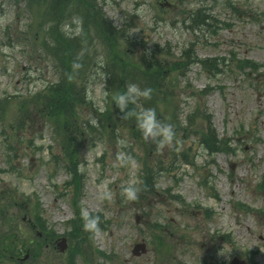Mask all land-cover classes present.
Listing matches in <instances>:
<instances>
[{"label": "rangeland", "instance_id": "1", "mask_svg": "<svg viewBox=\"0 0 264 264\" xmlns=\"http://www.w3.org/2000/svg\"><path fill=\"white\" fill-rule=\"evenodd\" d=\"M232 1L197 27L188 19L198 0H99L128 61L167 70L154 108L176 136L161 145L135 135L129 117L104 134L89 130L103 113L97 101L108 108L100 69L86 81L79 126L57 130L32 97L57 81L33 37L39 20L23 0H0V196L16 204L0 215V251L13 254L0 264H264V0H235L234 14ZM186 53L206 63H187ZM210 128L228 150L202 144ZM147 163L151 195L140 187ZM133 178L138 196L127 200L121 190ZM82 209L101 217L95 236ZM35 213L53 242L30 228ZM63 237L65 251L54 245ZM142 240L148 251L134 255Z\"/></svg>", "mask_w": 264, "mask_h": 264}, {"label": "trees", "instance_id": "2", "mask_svg": "<svg viewBox=\"0 0 264 264\" xmlns=\"http://www.w3.org/2000/svg\"><path fill=\"white\" fill-rule=\"evenodd\" d=\"M9 1L17 2L18 0ZM23 4L24 9L39 20V30L34 32V39L39 40L40 47L56 62L57 81H51L43 89L34 93L32 97L35 106H40L41 110L50 117V120L56 123L57 130L61 131L63 128L71 127L69 129L71 131V129H76L77 125L79 126L76 123L78 110L86 106L89 101V84L86 81L89 80L90 75V77L94 76L92 72L99 69L104 76L103 82L109 102L108 108L103 111L102 115L99 114V125L93 126L91 123L88 125L91 132L100 131L102 134L108 129L109 131L115 130L118 126L117 120L126 118L115 108L112 96L125 91L130 83H135L141 89H151L150 97L146 100L141 98L139 104L154 108L160 92L161 80L166 78L167 70L161 68L157 63H150L148 66L146 64V67L140 70L139 66H133L128 61L126 53L124 56L119 48L121 43L118 41V30L107 16L99 0H23ZM34 8L37 9L36 13L33 11ZM73 18H78L81 21L78 31H76L77 25L71 23ZM188 20L191 26L201 27L210 24L212 19L207 13L206 7L201 5L190 14ZM67 22L73 29L71 35H67L63 30L64 24ZM27 27L29 31L33 29V25L29 24ZM185 57L187 63H193V61L206 63V60L191 57L187 53ZM74 64H79L80 67L74 68ZM140 75L143 76V79ZM80 81L84 82L80 83ZM139 104L130 105L128 111L138 110ZM113 114L117 116V119L113 117ZM128 117L136 122L134 116ZM177 121L173 120L172 122L177 123ZM77 133L82 136L81 132L77 131ZM134 133L143 137L137 126ZM100 137L99 134L98 138ZM68 143L67 139L66 144ZM202 144L212 152L228 150L223 146V139H218L213 128H210L205 134ZM184 160L188 161L187 158ZM146 169L145 184L152 188L154 174L149 163H147ZM37 222L39 228L46 230L45 221L38 218ZM6 253L0 251L1 262L7 258L11 260V254L7 255Z\"/></svg>", "mask_w": 264, "mask_h": 264}, {"label": "clouds", "instance_id": "3", "mask_svg": "<svg viewBox=\"0 0 264 264\" xmlns=\"http://www.w3.org/2000/svg\"><path fill=\"white\" fill-rule=\"evenodd\" d=\"M71 23L77 25L76 31H78V26L81 21L78 18H73ZM63 30L67 35H71L73 33V29L69 25H65ZM73 67L79 68L80 65L74 64ZM150 93L151 89H141L135 83H130L127 85L125 91L114 94L112 96V100L115 108L118 109L125 117H135L136 126L146 140L151 139L153 141H157L161 145L170 144L175 137L173 125L158 119L155 108L139 105L138 110L128 111L130 105H138L139 100L141 98L145 100L148 99L150 97ZM97 106L101 112L104 111V106L99 101H97ZM90 123L93 126L97 125V121L95 119H91ZM118 143L123 145L126 141L119 140ZM117 160L120 166H123L128 162L123 155H118ZM139 183L140 181L138 178L130 179L126 185L122 187L121 195L127 200L137 199ZM104 198L110 199L111 193H105ZM81 215L83 219V229L91 233L93 236L98 234L100 232L101 217L99 215L89 213L87 209H82Z\"/></svg>", "mask_w": 264, "mask_h": 264}, {"label": "flooded vegetation", "instance_id": "4", "mask_svg": "<svg viewBox=\"0 0 264 264\" xmlns=\"http://www.w3.org/2000/svg\"><path fill=\"white\" fill-rule=\"evenodd\" d=\"M201 2H202V0H200ZM219 1H221V0H211V2H210V4H212V3H215V4H218L219 3ZM221 3V2H220ZM237 3L238 2H236L235 0L234 1H232L230 4L231 5H229L231 8V11H232V13L234 14L235 13V10L236 9H238V7H237ZM25 218V217H24ZM23 218V219H24ZM29 222L31 223V226L33 227V229H35V227H36V224L34 223V222H32L31 220H29ZM41 233V235H43V233L42 232H40ZM46 234H48L47 232H46ZM46 239L48 240V237L46 236ZM49 242H53L52 240H48ZM147 248L148 247H146V251L144 252V253H142V254H140L141 256L143 255V254H146V252L148 251L147 250ZM140 255H138V256H140ZM236 262V261H235ZM231 263H232V260H231Z\"/></svg>", "mask_w": 264, "mask_h": 264}, {"label": "water", "instance_id": "5", "mask_svg": "<svg viewBox=\"0 0 264 264\" xmlns=\"http://www.w3.org/2000/svg\"><path fill=\"white\" fill-rule=\"evenodd\" d=\"M144 246H145V245H144L143 243H138V244L135 246L133 252L136 253V254H139V253H140V250H145V249H144ZM65 247H66L65 239H62V243L60 244V248L63 250V249H65Z\"/></svg>", "mask_w": 264, "mask_h": 264}]
</instances>
